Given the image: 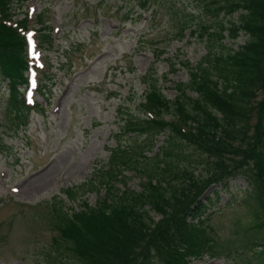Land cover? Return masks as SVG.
Segmentation results:
<instances>
[{
  "label": "trees",
  "instance_id": "16d2710c",
  "mask_svg": "<svg viewBox=\"0 0 264 264\" xmlns=\"http://www.w3.org/2000/svg\"><path fill=\"white\" fill-rule=\"evenodd\" d=\"M19 1L0 0V79L7 89L4 108L16 126H23L30 110L21 90L27 82L26 44L22 23L5 22L12 16L11 4ZM199 1L211 16L209 25H196L206 53L195 64L181 62L188 78L175 84L174 99L146 80L143 115L126 113L112 133L115 146L106 162L78 186L86 188L80 196L76 188L65 189L68 201L76 205L55 199L49 204L48 222L56 234L46 264H188L207 254L216 257L223 244L207 234L205 220L220 193H228L227 179L240 174L246 179L244 200L252 214L243 230L254 234L238 253L247 249L264 264V0ZM242 34L247 37L235 50L224 42ZM41 91L44 96L46 87ZM257 92L262 99L252 106ZM254 115L255 126H249ZM167 129L168 138L154 151L156 135ZM123 135L132 143H122ZM202 155L212 160L211 166ZM251 161L253 177L241 173ZM199 165L204 173L195 175ZM127 172L139 175V189L127 184ZM215 183L220 188L200 199ZM87 190L102 191L94 205L81 196ZM236 249L229 246L225 255Z\"/></svg>",
  "mask_w": 264,
  "mask_h": 264
},
{
  "label": "rangeland",
  "instance_id": "374dc122",
  "mask_svg": "<svg viewBox=\"0 0 264 264\" xmlns=\"http://www.w3.org/2000/svg\"><path fill=\"white\" fill-rule=\"evenodd\" d=\"M12 7L16 18L26 13L30 29L39 28L36 14L43 10L41 19L53 28L54 39L46 32L39 35L44 52L32 76L41 87L32 88L30 96L39 107L29 108L25 125L16 126L5 110L6 82L0 79V264H46L56 234L47 207L54 199L65 201L68 187L76 188V196L86 189L78 186L106 162L109 148L115 146L112 133L126 113L142 115L146 80L155 82L169 99L175 98V84L188 78L181 62L195 64L207 51L196 25L200 21L209 25L211 16L203 12L199 0H27ZM185 20L184 36L178 39ZM246 37L224 42L235 50ZM257 93L252 106L262 99ZM255 119L256 115L249 126H255ZM168 134L167 129L156 135L154 151ZM120 138L132 143L125 135ZM201 159L212 165L205 155ZM252 164L246 163L241 173L253 177ZM203 173L199 165L195 175ZM126 174L127 184L139 189V175ZM227 180L228 193H220L205 220L207 234L223 249H217L216 257L204 256L191 264L262 263L263 258L247 249L238 253L254 234L243 230L252 214L244 200V176ZM218 183L209 185L199 198L219 189ZM101 194L87 190L81 196L94 205ZM229 246L238 248V254L225 255Z\"/></svg>",
  "mask_w": 264,
  "mask_h": 264
},
{
  "label": "snow or ice",
  "instance_id": "6c2138e0",
  "mask_svg": "<svg viewBox=\"0 0 264 264\" xmlns=\"http://www.w3.org/2000/svg\"><path fill=\"white\" fill-rule=\"evenodd\" d=\"M28 35H29V37L31 38V35H32V34H31V33H29ZM32 86H33V87L35 86V82H34V81H33V85H32ZM29 95H30V94H29ZM28 102H29V103H31V102H32V101H31V99H29V101H28ZM14 190H15V189H14Z\"/></svg>",
  "mask_w": 264,
  "mask_h": 264
}]
</instances>
